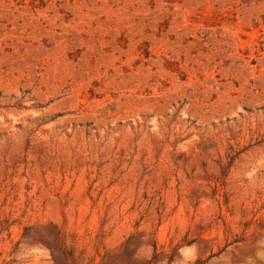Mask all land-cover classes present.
<instances>
[{
	"label": "rangeland",
	"instance_id": "rangeland-1",
	"mask_svg": "<svg viewBox=\"0 0 264 264\" xmlns=\"http://www.w3.org/2000/svg\"><path fill=\"white\" fill-rule=\"evenodd\" d=\"M0 264H264V0H0Z\"/></svg>",
	"mask_w": 264,
	"mask_h": 264
}]
</instances>
